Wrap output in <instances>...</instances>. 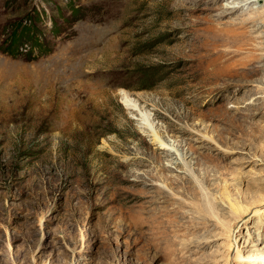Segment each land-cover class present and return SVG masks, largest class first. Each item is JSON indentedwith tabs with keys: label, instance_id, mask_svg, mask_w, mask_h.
Returning <instances> with one entry per match:
<instances>
[{
	"label": "rangeland",
	"instance_id": "1",
	"mask_svg": "<svg viewBox=\"0 0 264 264\" xmlns=\"http://www.w3.org/2000/svg\"><path fill=\"white\" fill-rule=\"evenodd\" d=\"M0 264H264V0H0Z\"/></svg>",
	"mask_w": 264,
	"mask_h": 264
},
{
	"label": "bare ground",
	"instance_id": "2",
	"mask_svg": "<svg viewBox=\"0 0 264 264\" xmlns=\"http://www.w3.org/2000/svg\"><path fill=\"white\" fill-rule=\"evenodd\" d=\"M252 0H243V2H244V5H247L248 3H250ZM120 95H121V102H122V104L124 105V107H126V109L129 111V112H136L137 111V103H135V101L129 96V93L127 92V91H125V90H120ZM140 116L142 117V119L143 120H146V118L142 115V114H140ZM135 117V116H134ZM139 117V116H138ZM148 122V121H147ZM143 124V123H142ZM150 124V123H149ZM151 125V124H150ZM143 126V125H142ZM150 128V127H149ZM149 128H145L147 131H145V133L146 134H148V135H150L149 133L151 132V128L149 129ZM143 131V132H144ZM154 133V132H153ZM158 141H160V145H161V147H163L165 150H167L168 152H170V154L169 155H172V154H174L175 155V157L177 158V154H176V150L172 147V146H170L169 144H166L164 141H162V140H158ZM176 162L178 163V164H181L182 163V161L178 158L177 160H176Z\"/></svg>",
	"mask_w": 264,
	"mask_h": 264
}]
</instances>
